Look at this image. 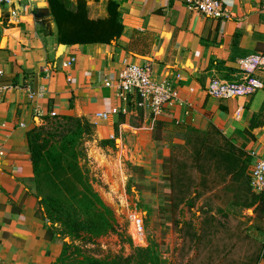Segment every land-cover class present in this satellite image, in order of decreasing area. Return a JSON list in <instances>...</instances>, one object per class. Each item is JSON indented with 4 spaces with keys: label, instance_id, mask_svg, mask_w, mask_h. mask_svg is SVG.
Here are the masks:
<instances>
[{
    "label": "crops",
    "instance_id": "1",
    "mask_svg": "<svg viewBox=\"0 0 264 264\" xmlns=\"http://www.w3.org/2000/svg\"><path fill=\"white\" fill-rule=\"evenodd\" d=\"M119 2L125 30L116 43L75 45L59 41L48 0L0 5V264H51L60 255L39 214L28 132L53 112L106 130L114 116H95L120 105L106 82L126 62L151 64L158 78L180 74V99L164 115L198 127L213 123L264 158V70L253 73L262 84L252 91L217 97L209 90L215 80L240 79L246 56H264V0H225L228 18L203 16L189 0Z\"/></svg>",
    "mask_w": 264,
    "mask_h": 264
},
{
    "label": "rangeland",
    "instance_id": "2",
    "mask_svg": "<svg viewBox=\"0 0 264 264\" xmlns=\"http://www.w3.org/2000/svg\"><path fill=\"white\" fill-rule=\"evenodd\" d=\"M27 2L15 5L22 8ZM92 123L93 133L82 138L64 130L66 120L55 115L36 126L52 131L35 175L37 197L54 194L65 204L74 203L87 224L78 237L63 234L65 241L99 258H129L128 264H258L264 218L254 206L244 205L253 196L248 182L214 169L205 175L195 165L197 137L223 142L229 135L221 128L194 126L171 114L153 117L144 110L115 115L101 132ZM173 155L178 158L174 165ZM173 170L181 182L169 180ZM183 173L189 174L186 182ZM190 197H195L192 205ZM44 211L39 205L41 216ZM63 227L56 222L50 232ZM147 246L156 253V263H144L141 248Z\"/></svg>",
    "mask_w": 264,
    "mask_h": 264
},
{
    "label": "trees",
    "instance_id": "3",
    "mask_svg": "<svg viewBox=\"0 0 264 264\" xmlns=\"http://www.w3.org/2000/svg\"><path fill=\"white\" fill-rule=\"evenodd\" d=\"M48 4L56 22L58 39L61 43L70 45L91 43L113 44L118 41L125 30V25L121 18L119 0H48ZM57 117L66 120L67 124H64L63 129L73 131L72 134L77 137L82 138L83 134L90 135L93 133L94 124L87 117L69 115ZM187 128L192 131L202 132L190 125ZM212 128L220 134V130L216 126ZM43 133H45L44 139H42ZM51 133L52 131L46 130L45 126L34 127L28 132L29 152L33 161L35 175H37L36 172L40 169L43 152L51 144L52 139L47 138V136L52 137ZM223 137V142L215 139L213 141L205 135L197 137V142H195L197 154L196 167L200 173L205 175L209 172H214L212 171L214 169L218 172L223 171V174L226 176H234L236 179L240 177L244 178L251 189L249 171L255 159L245 150V146L235 144L232 141V136ZM157 142L159 147H161L158 138ZM177 160L178 158L175 155L170 158L172 165L176 164ZM203 160L208 163L211 161V169H209L210 166L205 167V163L202 162ZM170 166L166 164L167 169ZM182 175L185 177L184 182H186L187 175L189 174L183 173ZM169 180L174 182V184L176 181L181 182V178L176 177L174 170L171 172ZM187 189H189V185L182 193H187ZM252 195L245 198L244 205L251 207L258 203L257 208L264 214V195L256 194L253 191ZM195 197L188 198V202L191 205ZM39 205L45 206L42 217L47 223L46 226L48 225L47 237L54 242L62 244L60 255L51 264H128L129 258L123 259L119 255L99 258L85 253L80 245L64 240L63 234L78 237L87 229V224L79 215L74 203L65 204L62 198L54 194H48L45 197H39ZM56 222H60L64 227L55 234L54 232H50V229ZM141 250L146 252L144 256L147 258L143 259L144 263L147 261L152 263L157 262L156 253H151L149 246L141 248ZM260 258L261 256H259L258 262Z\"/></svg>",
    "mask_w": 264,
    "mask_h": 264
},
{
    "label": "built area",
    "instance_id": "4",
    "mask_svg": "<svg viewBox=\"0 0 264 264\" xmlns=\"http://www.w3.org/2000/svg\"><path fill=\"white\" fill-rule=\"evenodd\" d=\"M16 1L20 0H0V5H14ZM189 5L206 17L228 18L230 15L225 0H189ZM16 17L17 10L13 9L10 20ZM240 69L243 75L240 79L215 80L209 89L211 94L217 97H231L240 92L252 91L261 85L262 83L253 76V73L255 70H264L263 54L255 53L246 56L241 60ZM180 78V74H177L176 80L158 78L151 64L126 62L116 80L106 82V85L114 89L120 105L108 112L97 113L96 120H109L120 112L127 114L131 110H144L153 117H157L180 99L177 85ZM68 80L70 81L71 78ZM2 88L5 86L0 85V89ZM33 96L34 94H31V97ZM52 115H55V112ZM252 154L256 160L249 171L251 189L256 194L264 195V158Z\"/></svg>",
    "mask_w": 264,
    "mask_h": 264
},
{
    "label": "bare ground",
    "instance_id": "5",
    "mask_svg": "<svg viewBox=\"0 0 264 264\" xmlns=\"http://www.w3.org/2000/svg\"><path fill=\"white\" fill-rule=\"evenodd\" d=\"M135 219L137 220V225L140 226V227L142 228L141 222L138 221V218H136V216H135Z\"/></svg>",
    "mask_w": 264,
    "mask_h": 264
}]
</instances>
